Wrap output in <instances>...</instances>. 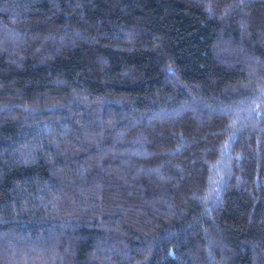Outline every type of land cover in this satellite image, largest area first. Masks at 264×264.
Instances as JSON below:
<instances>
[{
  "label": "trees",
  "instance_id": "obj_1",
  "mask_svg": "<svg viewBox=\"0 0 264 264\" xmlns=\"http://www.w3.org/2000/svg\"><path fill=\"white\" fill-rule=\"evenodd\" d=\"M0 264H264V0H0Z\"/></svg>",
  "mask_w": 264,
  "mask_h": 264
}]
</instances>
